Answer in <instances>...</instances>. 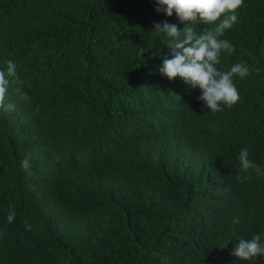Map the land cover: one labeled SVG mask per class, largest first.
<instances>
[{
  "label": "trees",
  "instance_id": "obj_1",
  "mask_svg": "<svg viewBox=\"0 0 264 264\" xmlns=\"http://www.w3.org/2000/svg\"><path fill=\"white\" fill-rule=\"evenodd\" d=\"M155 9L0 0V70L17 81L0 110V264H234L240 238L264 242V0L220 37L235 51L217 68L250 73L215 114L161 75L171 38L154 25H184ZM245 147L261 172L241 183Z\"/></svg>",
  "mask_w": 264,
  "mask_h": 264
},
{
  "label": "clouds",
  "instance_id": "obj_2",
  "mask_svg": "<svg viewBox=\"0 0 264 264\" xmlns=\"http://www.w3.org/2000/svg\"><path fill=\"white\" fill-rule=\"evenodd\" d=\"M156 11L162 12L167 17L175 13L176 19L184 25L183 29L177 24L165 20L154 25L155 32L165 34L171 38L169 49L171 58L164 56L163 64L159 71L169 80L180 78L192 89H199L201 95L197 97L212 114L222 112L224 108H232L240 100L238 89L233 82L234 77L244 79L249 73V66L244 63L234 64L230 70L221 71L217 68L222 53L231 54L235 46L226 39H221L226 30H230L238 22L237 10L242 6L243 0H154ZM203 23L214 25L206 27L202 33L197 34L194 25ZM16 71L12 61L7 63L5 70H0V110L8 112L14 105L5 104L8 88L15 84ZM22 99H27L22 94ZM240 164L236 179L243 183L250 179L249 170L261 169L249 158L248 148H242L238 155ZM22 166L29 170L27 159ZM264 174V173H261ZM15 209L11 208L7 214V222H14ZM26 230H31V225L25 222ZM235 261H244L247 264H257L264 257V242L260 234H255L251 239L240 238L231 251ZM234 261V264H235Z\"/></svg>",
  "mask_w": 264,
  "mask_h": 264
}]
</instances>
